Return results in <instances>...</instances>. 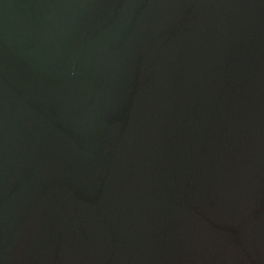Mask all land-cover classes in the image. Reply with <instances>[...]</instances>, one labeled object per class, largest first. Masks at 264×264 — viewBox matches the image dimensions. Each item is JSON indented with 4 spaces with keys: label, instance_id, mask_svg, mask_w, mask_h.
<instances>
[{
    "label": "water",
    "instance_id": "95a60500",
    "mask_svg": "<svg viewBox=\"0 0 264 264\" xmlns=\"http://www.w3.org/2000/svg\"><path fill=\"white\" fill-rule=\"evenodd\" d=\"M0 264H264V0H0Z\"/></svg>",
    "mask_w": 264,
    "mask_h": 264
}]
</instances>
